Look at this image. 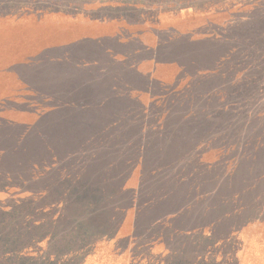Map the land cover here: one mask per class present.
Segmentation results:
<instances>
[{"label": "rangeland", "instance_id": "rangeland-1", "mask_svg": "<svg viewBox=\"0 0 264 264\" xmlns=\"http://www.w3.org/2000/svg\"><path fill=\"white\" fill-rule=\"evenodd\" d=\"M99 21L141 70L126 128L0 179V264H264V0H0V48Z\"/></svg>", "mask_w": 264, "mask_h": 264}, {"label": "crops", "instance_id": "crops-1", "mask_svg": "<svg viewBox=\"0 0 264 264\" xmlns=\"http://www.w3.org/2000/svg\"><path fill=\"white\" fill-rule=\"evenodd\" d=\"M91 25L101 29L96 38L102 39L34 48L12 37L2 44L0 179L22 178L34 191V176L55 160V146L93 144L106 129L114 134L104 138L119 143L126 128L127 79L136 87L141 70L127 66L123 41L103 39L110 35L107 22Z\"/></svg>", "mask_w": 264, "mask_h": 264}]
</instances>
